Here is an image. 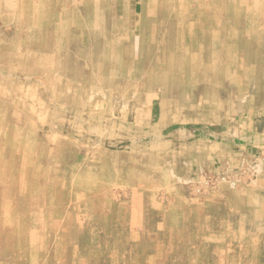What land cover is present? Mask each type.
Wrapping results in <instances>:
<instances>
[{
	"label": "rangeland",
	"instance_id": "rangeland-1",
	"mask_svg": "<svg viewBox=\"0 0 264 264\" xmlns=\"http://www.w3.org/2000/svg\"><path fill=\"white\" fill-rule=\"evenodd\" d=\"M0 264H264V0H0Z\"/></svg>",
	"mask_w": 264,
	"mask_h": 264
},
{
	"label": "bare ground",
	"instance_id": "bare-ground-1",
	"mask_svg": "<svg viewBox=\"0 0 264 264\" xmlns=\"http://www.w3.org/2000/svg\"><path fill=\"white\" fill-rule=\"evenodd\" d=\"M234 1V0H233ZM237 4V3H236ZM190 6V5H189ZM241 14V13H240ZM245 19V18H244ZM198 26V25H197ZM237 55V54H236ZM169 56V55H168ZM172 56V55H171ZM187 56V55H186ZM173 58V57H172ZM172 60V59H171ZM183 83V82H182Z\"/></svg>",
	"mask_w": 264,
	"mask_h": 264
}]
</instances>
